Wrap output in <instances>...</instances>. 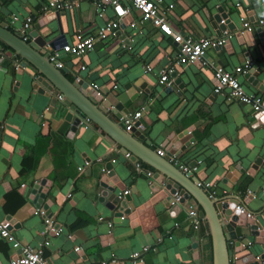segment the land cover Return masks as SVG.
<instances>
[{"label": "crops", "instance_id": "obj_1", "mask_svg": "<svg viewBox=\"0 0 264 264\" xmlns=\"http://www.w3.org/2000/svg\"><path fill=\"white\" fill-rule=\"evenodd\" d=\"M46 2L0 0V23L19 37L21 23L29 18V31L38 27V34L47 42L55 40L57 59L65 69L59 71L74 93L90 95L81 84H96L103 99L128 89L126 93H131L117 113L123 116L144 107L140 130L149 132L141 140L134 138L137 143L129 140L137 146L139 157L157 159L155 151L153 154L146 148L153 146L164 151L172 136L173 155L178 160L200 161L191 177L212 182L218 199L231 197L243 204L264 232V198L257 194L264 183V122L252 115L249 106L228 98L225 91L214 95L211 75L213 67L229 72L249 59L254 76H248L247 71L237 76L238 82L245 93L264 97V31L246 32L237 26L239 17L253 22V13L264 16V0H163V5L172 4L165 14V24L182 37H220L213 25L217 13L226 15L234 25L227 29L230 38L225 46L206 51L205 66H174L176 78L166 85L158 83L159 71L174 63L177 46L149 22H141L139 13L130 8L127 0H118L119 7L108 2L96 7L101 0H77V8L60 11L59 29L55 18L46 27L39 26L38 22L45 18L42 13ZM123 7L130 8L129 18L122 20L115 38L96 41L92 51L81 56L60 51L61 43H72L78 34L92 36L106 21L118 19V9ZM128 21L134 22L135 27H128ZM127 42L129 49L122 47ZM14 58L21 62L9 47L0 45V222L5 223L3 226L8 227L15 241L38 247L43 222L30 209L41 208L60 231L57 237L49 236L48 245L42 248L46 264H131L129 255L142 247L147 250L138 264H194L189 250L191 238L198 244V264H211L206 222L201 220L199 230L194 231L186 218L192 201L185 202L182 210L174 214L157 202L129 218L148 199L147 184L158 191L159 183H148L137 173L123 158L116 141L108 140L103 132L100 124L115 127L116 114L93 99V106L106 121L96 114V120L90 118L71 131L61 102L56 100L50 106L49 95L31 88L27 77L30 74L25 73L28 69H16ZM146 66L150 68L148 72L144 71ZM249 77L256 82L254 86ZM175 79L181 82L180 89L174 85ZM147 141L149 144L145 145ZM127 152L131 154L130 150ZM110 160L114 162L109 164ZM143 160L137 158L141 168L154 172ZM86 162L88 166L78 172ZM238 164L244 173L234 169ZM107 165L121 189L128 191L130 214H123L121 220L114 217L118 204L113 202L114 207L107 209L97 201L98 179L104 176L101 170ZM37 188L39 198L33 202L32 193ZM247 190L253 193L252 197L245 198ZM21 210L24 214L17 222L13 217ZM195 210L200 211L197 203ZM249 241L255 257L264 256V237L262 243L255 244L253 237ZM74 247H79V251L74 252ZM15 253L0 238V264H7ZM109 257L113 261L109 262ZM254 258L242 264L258 262ZM235 259L230 264H235ZM258 264H264V260L259 259Z\"/></svg>", "mask_w": 264, "mask_h": 264}, {"label": "water", "instance_id": "obj_2", "mask_svg": "<svg viewBox=\"0 0 264 264\" xmlns=\"http://www.w3.org/2000/svg\"><path fill=\"white\" fill-rule=\"evenodd\" d=\"M118 11L120 13V9H118ZM59 15L60 12H55L54 14L47 15L45 18H41V22H38L39 26L46 27L48 23H50L55 18L59 29ZM253 15L254 21L263 17V15L258 12L253 13ZM220 18H226V15L217 13L213 18V25L216 27L215 30H217V34H219V32L225 28H234L233 23H231L227 18L225 26L219 25L218 22ZM247 21L250 23L254 22H252L250 18H248ZM36 29H38V27H36ZM36 29L29 32L30 40L25 43L21 41V39L14 33L7 30L4 27V24L0 23V40L5 43L11 49V51L14 52L15 56L19 57L21 60V62L19 61V68L22 70L25 68L28 69V71L25 73L29 72L30 74L27 75V77L31 82V88L36 89L37 91L39 90L40 93L48 94L50 97V106H53L56 103L55 98L57 95H61L63 97L61 104L65 110L64 120L68 123H71V131H74V129L82 122L85 123V119L87 118L88 120H90V118L93 119L92 121H94V119L96 120V114L102 118H99L101 121H106L101 111L93 106V99H95L97 102H101L103 108L109 109L110 112L116 114V119L118 120V118L121 116V113L117 112L122 110L121 104L124 100H126V97L131 92L126 93L128 90L127 89L125 92L119 94L116 97L110 94L104 99L100 94H90L88 96L83 95L82 93H79L80 95L74 93L70 89V87H72L71 84L68 83V81L62 76L60 72H64L65 69L60 71L55 69L53 65L46 59L47 54L56 50L54 43L55 40L47 42L41 35L38 34ZM254 32L261 33L262 31L256 28ZM196 64L199 65V63ZM248 73V76L251 75L253 77V68L252 70H249ZM170 77L176 78V72L174 71L171 73ZM252 77H249L248 81L254 86L256 82L253 83ZM179 82L180 81H178V79H175L174 81V85L178 89H180ZM81 88L86 90V93H89V87L86 84H81ZM259 90L262 91L263 87H259ZM50 109L51 108H49L48 111H50ZM124 112H126V110H124ZM260 119L262 121L264 120L261 117ZM114 124V129L112 128V126H114L112 124L110 125L111 127H105L100 124L108 140L111 142L116 141L115 144L116 146L120 147L121 153H125L127 150H130L131 157L129 160L131 162H137V158L143 160L137 153V146L132 145L130 141L137 143V140L134 138L141 140L145 134H148L149 130L142 132L140 129H135V127L140 124V121L136 122L133 125V129H130L129 132L121 130L122 128L119 129L120 125L118 122ZM187 132L190 131L187 130ZM168 139L170 142L164 147V151L166 154L170 155L174 153L175 138L169 136ZM148 144V141L145 142V145ZM144 147L146 148L147 146ZM146 149L152 153L155 151L153 146H150L149 148L147 147ZM154 155L156 156V154ZM156 158L157 159L147 157L143 161L155 170V175L151 181L152 183L158 181L159 190L156 191L151 186L152 184H147L150 195L143 205L136 209V213L130 214L128 195L124 196L122 201L118 200L115 190H122L123 188L120 187L119 183L117 184V181L113 179V172L109 167L110 165H107L105 168L106 174L98 179L97 201L107 209H112L114 207L113 202L118 204L116 213L114 214V217L117 218L123 214L133 215L129 217L133 218L136 214L141 213L150 206L152 207L157 202H161L168 211L174 214L182 210L181 208L185 202L192 201L194 205L191 203V206H193L191 209L195 210L196 203L199 205L200 211L197 213V215L200 219L206 222L208 227L212 252L211 264H230L231 259L234 258H236L235 264H242L247 261H251L256 256V253L253 251V249L249 248L251 244L249 238L253 237L255 244L262 243L264 232L259 229L255 219L245 218L244 215H240L236 210H233L234 206L239 203V201L231 197H225L217 200L208 199L206 194L194 185L197 178L180 173L175 167L169 164L165 158L158 156H156ZM255 162L257 163V161ZM252 168H254V166H252ZM234 169L240 174L244 173V169L240 168L239 164L235 165ZM246 174L250 175V172L247 171ZM39 191L40 189L37 188L36 191L32 193L34 196L33 202L38 200ZM174 193H177L179 198L175 205L171 207L170 201L172 200V195ZM35 210L34 208L30 209V212L34 214ZM23 211L24 210H21L16 215H14L13 219L17 222L21 221V216L24 214ZM4 224L5 223H3V225ZM133 224H135V220ZM106 238L110 240L109 236ZM189 250L192 252L194 264H198V244L195 238L190 239ZM258 259L264 260V256L262 255L261 257H258ZM258 263L259 262H250V264Z\"/></svg>", "mask_w": 264, "mask_h": 264}, {"label": "built area", "instance_id": "obj_3", "mask_svg": "<svg viewBox=\"0 0 264 264\" xmlns=\"http://www.w3.org/2000/svg\"><path fill=\"white\" fill-rule=\"evenodd\" d=\"M130 8L136 10L139 13V19L141 22H149L154 28L158 29L163 35L171 38L172 42L176 44L177 49L173 55L174 63H168L164 69L159 71L158 83L161 85H166L171 83L173 77H170V74L174 72V66H187L189 64L199 63L200 66H205L206 61L204 59L205 53L208 49H216L222 46H225L227 40L230 38V34L227 31V28L220 31V37H202L198 39H193L190 35L180 36L179 34L173 33L172 30L165 24V14L172 9V4L163 5V0H127ZM108 2L114 7H119L118 0H101V3L97 4L96 7H100L102 3ZM238 5V4H237ZM77 8V0H47L45 10L42 13V17L47 15L54 14L55 12H60L62 10H67L70 8ZM128 7H123L120 9L119 18L115 20L106 21L101 25L94 35L92 36H82L76 35L74 41L70 44L61 43L60 51L65 54L73 56H81L85 53L92 51L93 46L96 41L106 42L112 40L118 35L120 25L123 23L122 20L129 18V9ZM227 18V17H226ZM226 18H220L218 24L226 25ZM13 21L16 20L15 17L12 18ZM217 24V25H218ZM238 29L246 32L255 31L256 28L260 31H264V16L257 19L253 23L247 21L246 18L239 17L237 19ZM31 25V20L25 18L21 23L19 38L21 41L27 43L30 40L29 37V28ZM127 26L130 28L135 27V23L128 21ZM130 43H122V47L129 49ZM57 47V45H56ZM47 48V47H44ZM46 59L53 67L57 70L64 68V65L61 61L57 59V53L55 51L50 52L46 55ZM14 65L16 69L19 68V61L14 58ZM80 70H83V66L79 67ZM252 69V64L246 60L243 64L235 66L232 71H225L222 67L216 66L212 68V79L214 81V88L212 90L213 94H220V92L225 91L228 95V98L235 99L238 102L249 106L250 111L253 116H258L264 119V97L247 94L243 91L240 83L238 82L237 76L245 75V73ZM150 68L145 67L144 71L148 72ZM80 82V79H77ZM89 87V94H98V86L96 84L87 85ZM116 88V87H113ZM56 100L61 102L63 97L61 95L56 96ZM144 107L139 108L133 113H126L123 116H120L117 120L119 125L125 132H129L130 129H133V125L139 121L143 115ZM85 122H88V119H85ZM264 122V120H263ZM135 129H141V125L135 127ZM155 154L158 157L165 158V160L175 167L180 173L188 176H192L197 172L198 166L200 164L199 160L186 158L183 160H178L173 154H166L162 149H156ZM123 158L128 161L134 170L137 173L142 174L147 178L148 183L151 182V179L154 177L155 173L152 170L142 169L141 165L138 162H131L129 159L131 154L129 152L122 153ZM113 160H110V163H113ZM88 166V163H84L77 170L81 172ZM102 174H106L105 168L101 170ZM194 185L202 190L208 199L217 200V192L215 190V185L205 179L199 178L196 179ZM259 196L264 198V183L259 186L258 192ZM128 195L127 190H122L117 193V198L119 201H122L124 196ZM245 198L253 196V193L247 190L244 194ZM177 193L172 195V200L170 201V206L173 207L178 200ZM225 198V197H223ZM222 199V198H220ZM233 210H236L238 214L244 215L245 218H253L252 214L245 209L243 204L237 203ZM43 222V227L39 231L41 236V241L38 243V247L33 248L29 245H20L15 239L10 235L9 231L3 226V223L0 222V238L4 239L10 244L11 249L16 253L10 257L7 264H46L42 256V248L48 245L49 236L57 237L59 235V229L55 227L54 222L50 217H47L44 209L38 208L35 210ZM34 213V214H35ZM121 215L118 219H122ZM186 218L189 219V225L194 231L199 230L201 220L196 210L188 208L186 210ZM111 226V223L108 222V227ZM79 247H74V252L79 251ZM147 250V247H142L140 250L133 251L129 255V261L131 264H138L142 262L141 254ZM109 262L113 261L109 257ZM259 262L258 257L254 258ZM108 261L100 262V264H107Z\"/></svg>", "mask_w": 264, "mask_h": 264}, {"label": "trees", "instance_id": "obj_4", "mask_svg": "<svg viewBox=\"0 0 264 264\" xmlns=\"http://www.w3.org/2000/svg\"><path fill=\"white\" fill-rule=\"evenodd\" d=\"M0 45H2V47H4V48H8V47L6 46V44L3 43L1 40H0Z\"/></svg>", "mask_w": 264, "mask_h": 264}]
</instances>
